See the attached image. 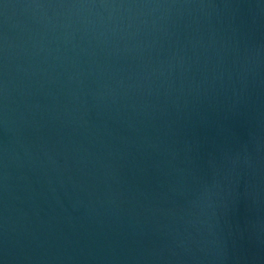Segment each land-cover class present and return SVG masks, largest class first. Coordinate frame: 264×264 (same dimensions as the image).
<instances>
[{
    "label": "water",
    "instance_id": "obj_1",
    "mask_svg": "<svg viewBox=\"0 0 264 264\" xmlns=\"http://www.w3.org/2000/svg\"><path fill=\"white\" fill-rule=\"evenodd\" d=\"M0 264H264V0H0Z\"/></svg>",
    "mask_w": 264,
    "mask_h": 264
}]
</instances>
